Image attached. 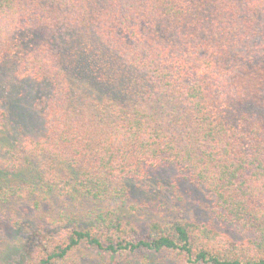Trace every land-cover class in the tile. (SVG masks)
Segmentation results:
<instances>
[{
    "label": "trees",
    "instance_id": "16d2710c",
    "mask_svg": "<svg viewBox=\"0 0 264 264\" xmlns=\"http://www.w3.org/2000/svg\"><path fill=\"white\" fill-rule=\"evenodd\" d=\"M23 82L43 131L11 140ZM1 254L264 264V0H0Z\"/></svg>",
    "mask_w": 264,
    "mask_h": 264
},
{
    "label": "rangeland",
    "instance_id": "374dc122",
    "mask_svg": "<svg viewBox=\"0 0 264 264\" xmlns=\"http://www.w3.org/2000/svg\"><path fill=\"white\" fill-rule=\"evenodd\" d=\"M44 92H45L44 88L40 86L36 87L35 84L27 83V82H23L22 84H18L17 86L14 87V91L11 94L12 107L9 111L10 112L9 125L6 132V135L9 139L13 140L23 135L28 136L43 131V120L38 110L36 109V101L38 98L40 99L41 97H44L45 95ZM168 180H169L168 183L165 181L167 190L163 189V191H160L159 193L154 195L156 196L162 195L167 199H169L172 203H174L173 205L174 213L178 214L181 211L187 210V208H185L183 205L189 204L190 202H192L191 206H193L191 207V209H195V211L192 213V210H188L189 215L194 214L196 212L197 213L207 212L208 207L205 205L206 204L205 202H208V200L206 199L205 195L201 196V194L198 193L199 192L198 190L196 192L194 188L185 186L183 193V198L185 202L180 203L177 201L176 197L174 196L173 190L170 185L172 182V176L168 177ZM196 198H198V201ZM55 204L58 207L69 205V203H64L60 200H57ZM2 239L6 241L7 243V244L5 243L6 246L7 245L12 246V248L13 247L20 248V245L22 246L23 249L28 247V245H26L25 242H23L27 238L23 240H18L16 243H15L16 240L12 242V237L8 239H6V237H2ZM27 254H28L27 251H23V255L25 256L24 258L26 259L27 257H29V255ZM1 256H4V254H1L0 257ZM128 258H133L132 264L142 263L141 259L139 258H135V257H128ZM126 262H127V258L114 260L110 257L102 256V257H98L96 261L92 262V264H127Z\"/></svg>",
    "mask_w": 264,
    "mask_h": 264
}]
</instances>
